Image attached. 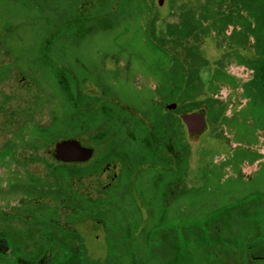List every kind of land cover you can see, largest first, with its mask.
Instances as JSON below:
<instances>
[{"label":"rangeland","instance_id":"rangeland-1","mask_svg":"<svg viewBox=\"0 0 264 264\" xmlns=\"http://www.w3.org/2000/svg\"><path fill=\"white\" fill-rule=\"evenodd\" d=\"M222 1L214 6L226 8V0ZM210 2L0 0V31H5L0 46L14 47L28 57L21 59L22 76L37 79L36 83L27 81L28 84L22 83L19 88L11 85V95L18 96L20 89L21 97L12 96L0 104L3 111L0 112V147L14 141V135L6 132L8 128L22 127L11 157L0 161V191H3L0 205H4V213L26 219L37 213L41 218L54 220L58 228L74 233L57 234L58 242L67 249L81 243L89 264H264V167L259 192L251 194L253 182L241 181L246 184L242 190L241 182L226 177L222 163L226 149L222 112L234 110L240 103L230 102L232 107L225 106L221 98L228 86L216 81L209 83L211 59L219 57L224 50V45L211 37L216 33L209 34L211 19L205 15ZM47 20L53 21L52 26L51 23L47 26ZM193 25L196 33L190 35L189 28ZM51 30L54 33L52 75L46 61L41 63L36 58V49L44 48ZM171 30L177 35L171 34ZM234 30L233 24L226 28V32ZM191 42L199 48L197 72L189 68L184 56V48ZM248 55L246 71L251 73L253 55ZM30 65L38 67L36 75ZM40 66L45 74H41ZM225 66L231 75L239 77L238 66L230 62ZM185 71L188 81L201 82L194 85L195 94L188 87L183 99L197 101L198 110L205 113L209 126L196 139L180 128L179 168L161 172L152 171L144 164L139 167L137 161L147 160L146 152L139 147L133 159L135 163L119 161L116 169L105 170L104 164L98 163L96 152L90 161L78 165V174L70 176L69 170L64 169V174L55 176L53 168L62 169L49 156L56 143L76 139L96 149L99 129L104 133L109 128L108 122L94 120L95 105L100 101L112 103L144 116L159 98L157 92L162 81H185L182 75ZM195 77L197 80H193ZM59 78L79 85L82 94L87 95L88 111L92 113L78 118L73 112V99L71 95L68 98L66 91H60V95L66 97L68 110L63 109L61 99L52 97V90L48 94L42 90V97L37 96L36 86L44 88L38 81L55 82ZM237 83L242 89L241 82ZM98 86L103 91L101 96ZM9 87L0 86L2 90ZM70 87L72 90L71 82ZM211 95L219 100L206 102ZM18 101L20 112L10 115V109ZM49 108L54 111L51 134H41L34 124L38 120L40 125H47ZM63 112L67 114L64 118ZM147 118L151 124L150 117ZM128 135L120 129L104 137V148L111 140L114 145H133L134 137ZM137 166V171L141 170L132 183L133 190L128 192V179L122 175L133 173ZM155 175L166 182L176 176L179 180L175 184L181 182L182 191L166 184L153 192L152 184H160ZM31 176L38 181L31 186L35 192H25L21 187L7 190L6 179L25 186L23 181ZM51 189V194L46 193ZM58 190H65L72 201ZM34 239L38 240L37 233ZM0 250H4L2 243ZM42 257L47 261L49 252L46 250Z\"/></svg>","mask_w":264,"mask_h":264},{"label":"flooded vegetation","instance_id":"flooded-vegetation-1","mask_svg":"<svg viewBox=\"0 0 264 264\" xmlns=\"http://www.w3.org/2000/svg\"><path fill=\"white\" fill-rule=\"evenodd\" d=\"M219 2L223 3L222 0H211L209 8L207 9L208 13L205 15V18L211 19L208 26L209 34L211 35L210 32L216 33V36L211 35V37L218 40V43L224 45V50L221 55L211 59V65L208 61V67L210 65L211 69L209 83L216 81L217 84L221 83L228 86L229 90L221 98L225 106L227 104L232 107L230 102H234V104L240 103L239 105L236 104V109H230L224 111V113L222 112L223 140L226 147L224 156L222 157V163L229 181L253 182V190L249 192L253 194V192L256 191L259 192L258 188L261 184L264 167V0H226V8L220 5L214 6L215 3L218 4ZM184 16L186 17L187 14H184ZM235 20H237L238 23H234ZM47 22L48 27L50 23L52 26V20H47ZM230 24L236 27V30L232 33L231 31L226 32V28ZM0 32H2L0 38H5V31L1 30ZM195 33V29L190 30V35H195ZM173 35L176 36L177 34ZM53 38L54 33L53 30H51L49 36L45 40L44 48L39 50L38 47L36 49V58L41 60V63H43V60L46 61L51 75L53 66L51 54ZM197 47V44L191 42L190 45L184 48V52L186 53L184 55L185 60L189 63V68L193 72H197L198 69L197 51L199 48ZM162 49L164 51L165 48L162 46ZM248 53L253 55L251 63L254 67L252 70L249 69L251 73L246 71V68H249L247 61L250 59V56ZM173 57L174 56L171 58ZM27 58L28 57L23 56L22 53L14 47L6 45L0 46V86H10L6 88L7 90H2L0 88V104L12 96L14 99L18 98V96L21 97L20 89L18 91V96L16 95L17 97L14 93L11 95V85L18 86L19 88L20 85L22 86V83H26L27 81L31 83L34 81L36 83L37 79H35L34 76L29 78L22 76L21 59L26 60ZM174 59L176 61L179 60L177 57ZM227 62H230L231 65L238 66L239 77L230 74V71L225 66ZM31 68L34 75H36L38 67L30 65V69ZM39 69L42 70L41 74H45L42 66H40ZM182 75L185 76V81H162L159 91L157 92L159 98L156 99V101L154 100V104L151 105L150 110L145 111L146 113H144V116L137 114L127 107L120 108L117 105L114 106L112 103L102 104L100 101L98 105H95L93 108L94 120L108 122L109 128L107 130L105 129L104 133L107 132L105 136H103L104 133L99 129L100 133L97 139L99 141L97 142L98 145L96 149L95 146L83 145L92 148L93 154L89 160L81 162V164L90 161L97 152L98 163L101 165L104 164L105 170H114L119 161L122 163H127L128 161L135 163L133 159L138 154L137 149L141 147L147 154V160L141 158L139 162H143L142 165L144 164L148 169L167 172L174 167L179 168L178 164L181 163L182 159L180 128L183 127L191 139H196L206 132L209 126L205 113L198 110L200 108L197 106V101L190 102L191 99L187 101L183 99L186 89L192 87L193 93L195 94L196 90L194 85L201 81H188L186 78V71ZM193 80H197V77ZM237 81L241 82L242 89L239 87L240 83H237ZM38 82L44 86V88L42 87L43 89L39 88L40 86H36L35 93H37L38 97H42V90H44L46 94H48L49 90H52L51 92L54 94H51L52 97L61 99L63 109L68 110L66 97L64 94L60 95V91H66L67 96L69 95L68 98H70L71 95L73 99V112L78 113V118H81L84 114L89 112L88 108L90 104L86 100L87 95H84L85 93L82 94V89H80L79 85L75 84L74 81ZM70 82L72 83V90ZM247 82H250V85H247ZM97 89L101 96L100 92H103L101 87L98 86ZM46 94L45 96H47ZM210 97L211 98H207L206 102L219 100L218 98H214L213 95ZM19 101L13 104L12 109L8 107L10 109V115L15 114L17 111L20 112ZM106 106H113L117 109H111ZM0 112H3L1 107ZM48 113L50 114V121L47 125H40L38 120L35 121L36 125L34 124V126L36 129H39L41 134H51L50 131L52 130L54 121L53 108H49ZM66 113L68 114L69 112L66 111ZM89 113L92 112L90 111ZM67 114L63 112V118L64 115ZM191 114H202L204 117L205 130L199 135L190 132L186 123L183 121L184 115ZM148 116L151 119V124L147 121ZM21 128L22 127L18 125L13 129L8 128V130H6L9 134L14 135V141L9 143L8 146H5V144L0 147L1 162L3 160L5 161L7 156L11 157L13 153L12 149L15 147V141L20 138L22 134ZM120 129L124 130L127 135L129 133L132 137L148 138L149 142L143 144L133 143L134 147L137 146V148H134L133 145L124 147V144H120V147L119 144L114 145L112 142L113 140L110 139L111 141L109 140L108 148H104L106 146L103 142L104 137L107 138L113 133L119 132ZM39 139H43V137ZM53 149L50 151L49 156L54 162L62 164L63 162H59L52 157ZM122 152L127 155V158L119 157L120 155H124L121 154ZM10 157L8 159H10ZM142 165L140 166L141 168ZM138 168L139 167H136L133 173L122 175V177L124 176L128 179V183L126 184L128 187L126 190L128 192L133 190L132 183L141 170L137 171ZM113 176H115V174ZM158 176L155 175L154 177L158 178L160 184H152L153 192L158 190L160 186L166 184L174 190L179 192L182 191L183 187L181 182L175 184L179 180L176 176L174 179L168 180L167 182L164 181V178ZM241 184V189L245 190L246 184H243V182H241ZM191 190L193 191L194 188L192 187ZM1 192L3 191L1 190L0 194ZM257 192L255 194H257ZM3 206L0 205V208H2L0 209V213H4Z\"/></svg>","mask_w":264,"mask_h":264},{"label":"trees","instance_id":"trees-1","mask_svg":"<svg viewBox=\"0 0 264 264\" xmlns=\"http://www.w3.org/2000/svg\"><path fill=\"white\" fill-rule=\"evenodd\" d=\"M102 28L104 27L102 26ZM194 28H196L195 25L191 26L189 30ZM175 32V30H171V34ZM58 81L66 80L59 78ZM75 114L79 117L78 113ZM131 140L138 144L149 142L148 138L144 139L142 137H134L131 138ZM121 154H124V152ZM119 157L127 158V155L124 154ZM78 165H81V163H62L60 165L62 169L53 168V173L57 176V174L61 172L64 174V169H68V175L73 176L80 171ZM136 165L140 167L142 163L137 162ZM30 179L28 178L26 181H23L22 184L25 186L21 184L18 185V181L14 182L13 179H6L7 181H5L8 183L7 190L21 187L25 192H35L31 186L33 184L36 185L38 181L32 176ZM24 182L26 183L24 184ZM51 191L52 189L48 190L46 193L51 194ZM58 191H60V194L65 196L66 199L69 198L72 201V197L67 195L65 190ZM72 204V206L77 209L76 203L73 202ZM0 224H3V228L0 229V243L4 246V250H0V264H89L81 243L76 246L72 245L67 249L58 242L57 234L67 236L74 235V233L58 228V224L54 220L41 218L37 213L36 215H31L28 219L18 215L13 216V214L0 213ZM35 233L38 234L37 241L34 239ZM46 250L49 252V259L47 261L42 257V254ZM27 252H31V255H27ZM32 252H35V254Z\"/></svg>","mask_w":264,"mask_h":264},{"label":"water","instance_id":"water-1","mask_svg":"<svg viewBox=\"0 0 264 264\" xmlns=\"http://www.w3.org/2000/svg\"><path fill=\"white\" fill-rule=\"evenodd\" d=\"M159 4L162 0H158ZM264 79V68H263ZM264 82V81H263ZM183 121L188 130L199 135L205 130V121L202 114L184 115ZM93 154V149L83 146L76 139H67L56 143L52 151V157L63 163H81L89 160ZM264 258V257H262Z\"/></svg>","mask_w":264,"mask_h":264}]
</instances>
